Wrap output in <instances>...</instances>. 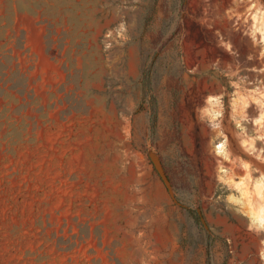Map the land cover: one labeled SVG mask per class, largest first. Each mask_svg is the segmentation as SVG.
Returning <instances> with one entry per match:
<instances>
[{"label": "rangeland", "instance_id": "obj_1", "mask_svg": "<svg viewBox=\"0 0 264 264\" xmlns=\"http://www.w3.org/2000/svg\"><path fill=\"white\" fill-rule=\"evenodd\" d=\"M0 264H264V0H0Z\"/></svg>", "mask_w": 264, "mask_h": 264}, {"label": "trees", "instance_id": "obj_2", "mask_svg": "<svg viewBox=\"0 0 264 264\" xmlns=\"http://www.w3.org/2000/svg\"><path fill=\"white\" fill-rule=\"evenodd\" d=\"M150 122H151L150 123V127H151V129H153L154 128V117H152Z\"/></svg>", "mask_w": 264, "mask_h": 264}, {"label": "bare ground", "instance_id": "obj_3", "mask_svg": "<svg viewBox=\"0 0 264 264\" xmlns=\"http://www.w3.org/2000/svg\"><path fill=\"white\" fill-rule=\"evenodd\" d=\"M217 149H218V152H219V153H222V150H221V149H222V145H221V144L217 147ZM219 149H220V150H219Z\"/></svg>", "mask_w": 264, "mask_h": 264}]
</instances>
